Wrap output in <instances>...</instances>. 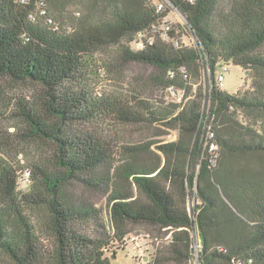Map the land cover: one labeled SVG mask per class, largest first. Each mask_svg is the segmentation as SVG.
Wrapping results in <instances>:
<instances>
[{"label":"trees","instance_id":"trees-1","mask_svg":"<svg viewBox=\"0 0 264 264\" xmlns=\"http://www.w3.org/2000/svg\"><path fill=\"white\" fill-rule=\"evenodd\" d=\"M75 1L0 0V79L34 88L32 99L8 103L0 90V118L12 108L0 127V264H110L128 224L140 223L171 231L150 264H264V0H160L161 9L151 0H89L86 16L56 17ZM172 9L185 24L168 39L149 33L153 42L130 45ZM131 63L155 73L127 76L120 93L94 91L103 73ZM224 63L245 71L246 88L218 87ZM151 88L181 100L153 99ZM92 126H144L159 138L118 150L113 138L85 130ZM171 131L174 140L160 139ZM27 147L33 153L21 163ZM210 180L228 209L259 229L233 244L215 241L206 231L219 218ZM74 181L103 188L107 222L71 195Z\"/></svg>","mask_w":264,"mask_h":264},{"label":"rangeland","instance_id":"rangeland-1","mask_svg":"<svg viewBox=\"0 0 264 264\" xmlns=\"http://www.w3.org/2000/svg\"><path fill=\"white\" fill-rule=\"evenodd\" d=\"M153 3L158 4L160 0H151ZM89 6V0H81L75 2H63L56 10V17L66 18L71 20L75 17H84L87 14ZM50 9H52L50 7ZM170 20L172 21V26L176 27L178 25L184 24V19L179 13L172 12L170 15ZM184 43L189 42V38H182ZM192 42V39L190 38ZM226 68L227 70L223 71ZM217 73H222L224 76L223 89L229 93H235L239 88H246L248 80L245 78V71L237 65L232 63H224L222 66L217 67ZM155 73V70L144 64H129L125 66L120 74H106L103 73V77L98 79V81L93 85L94 91L97 94H105L111 92H121V85L124 79H129L127 76L135 78L136 76L140 78H145L146 76ZM203 80L208 82L209 72L204 69ZM197 83H195V86ZM0 90L5 95L3 98L5 102H11L18 98H25L27 100L32 99L34 88L31 84H21V83H12L11 81H6L0 79ZM149 96L153 99L172 101L177 103L181 100L180 94H173L170 90H161L159 88L150 89ZM11 111L12 108L6 112L5 116L0 118V127L6 129L7 126L11 123ZM7 130V129H6ZM11 130V129H10ZM91 132L102 133L103 136L113 138L116 143V148L119 150L122 143L137 144L142 143L148 139L159 138L155 137L153 132L154 130H149L144 126H131L127 127L124 130L116 131L115 127L105 128L104 131H101L99 128L92 126L88 129H85ZM176 134L174 131H171L170 134L160 137L162 140H174ZM152 149L154 147H151ZM35 150H40L39 148H34ZM27 151L33 153V149L28 147L23 150L22 155L18 158H21V163L26 162L28 158ZM27 182L22 178L20 181V186L26 188ZM209 190L210 195L212 196V201L214 203V211L219 218H214L213 222L206 228V231L215 239L225 244H233L240 241L245 237L250 231L259 229L258 226H254L246 221L242 216L238 215L233 210H229L228 202L222 195L218 186L210 180ZM69 191L71 195L80 200L85 201L91 204L94 208L99 210L104 221H108L109 218V203L107 202V195L104 192L103 188L95 189L87 186L84 182L74 181L69 186ZM194 198L188 199L189 210L193 208ZM31 214L38 220L42 218L43 213L37 212L36 210L30 211ZM211 210H208L205 213V216H209ZM34 219V218H33ZM38 224L37 222H35ZM130 229V232L123 238L124 244L121 248L117 249V253L111 257L110 264H150L151 257L155 256V249L165 251V247L170 241L171 231L167 229H156L145 224H128L127 226ZM95 226L92 223H89L86 226V231L90 234L94 232ZM43 242L48 243L46 237L40 234ZM111 255V253L109 254ZM108 255V256H109ZM163 264V263H162ZM165 264H177L175 262H166Z\"/></svg>","mask_w":264,"mask_h":264},{"label":"built area","instance_id":"built-area-1","mask_svg":"<svg viewBox=\"0 0 264 264\" xmlns=\"http://www.w3.org/2000/svg\"><path fill=\"white\" fill-rule=\"evenodd\" d=\"M21 1L24 2L26 0H21ZM163 1H166L167 2V0H163ZM40 4H41V6H39L40 7V13L41 14L42 13L44 14L45 13V10L42 8L43 3H40ZM162 5H163L162 3L158 4V8L161 9L162 8ZM172 12L179 13L181 15V17L184 19V24H185V18L182 16V14L180 12H178L176 9H172L169 12V14L166 17H164L159 22L158 25H153L152 30L150 32L149 31H146V30L145 31H139V32H137L135 38L132 40V42L130 43V45L134 49H141V48L144 47L145 41L146 42H149V43L153 42V37L152 36H149L148 35L149 33L159 34L160 38H162L163 40L168 39V31L173 27L172 26V21L170 20L171 19L170 18V15H171ZM173 42H174L175 45L178 44V41L173 40ZM182 42H183V40H182ZM225 70H227V69L224 68L223 71H225ZM169 75L171 77H173L174 76V73L172 71H169ZM223 81H224V76H223L222 73L219 72L217 74V77H216V83H217V85H218L219 88H223ZM168 90H170L173 94H176V93H174V91L171 88L168 89ZM214 148H215V146L213 144H211V149H214ZM194 247H195V250H194L193 254L195 256L196 250H199V248H200L199 242L198 243H195V246Z\"/></svg>","mask_w":264,"mask_h":264}]
</instances>
